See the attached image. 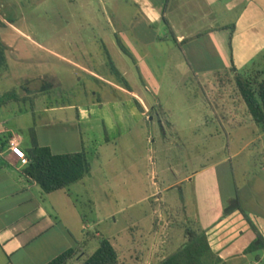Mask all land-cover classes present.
<instances>
[{
    "label": "rangeland",
    "instance_id": "obj_1",
    "mask_svg": "<svg viewBox=\"0 0 264 264\" xmlns=\"http://www.w3.org/2000/svg\"><path fill=\"white\" fill-rule=\"evenodd\" d=\"M143 19L144 12L133 0H0V20L5 24L0 25V35L8 46L9 61L7 70L0 68V93L32 94V99L0 106V121L11 120L27 144H31L28 126H32L41 141L56 150L78 151L71 122L75 111L55 115L45 109L92 105L98 97L107 113L117 114L118 102L136 103L112 74L106 50L120 72L132 69L125 79L150 119L143 116L141 122L139 116H128L112 130L109 125L93 130L83 126L92 171L70 188L80 225L81 218L89 224L86 252L94 253L100 238H108L119 251L118 264H145L160 247L173 250L180 246L187 228L195 226L199 199L215 214L226 198L237 193L246 215L250 210L252 214L261 212L257 200L250 197L248 181L257 196L264 165V132L258 125H239L250 121V113L234 74L195 76L185 72L188 65L209 68L207 60L197 59L193 44L185 46L187 64L174 59L172 40L159 39L143 53L128 41L133 30L140 32ZM135 24L139 25L136 30ZM154 31L161 37L167 34L163 27ZM119 32L131 48L128 56L117 42ZM204 51L212 53V45ZM141 56L146 59L141 61ZM179 62L182 68L177 67ZM82 64L98 76L87 74ZM147 66L154 76H146ZM147 79L150 90L142 93L139 86ZM217 117L223 121L229 117L231 122H223L228 133ZM49 120L53 124L45 126ZM64 143L66 146L61 145ZM102 143L96 159L93 154ZM187 176L190 178L185 180ZM177 183L176 188H167ZM161 195L162 201H156ZM250 222L254 229L256 224ZM258 242L264 248V237Z\"/></svg>",
    "mask_w": 264,
    "mask_h": 264
},
{
    "label": "crops",
    "instance_id": "obj_2",
    "mask_svg": "<svg viewBox=\"0 0 264 264\" xmlns=\"http://www.w3.org/2000/svg\"><path fill=\"white\" fill-rule=\"evenodd\" d=\"M133 2L144 12L145 19L143 25H140V32L133 30L128 41L132 45L135 44L143 53H148L147 47L159 39L172 40L174 47L171 51L174 59L186 63L189 58L185 46L193 44L197 59L209 62V68L192 66L194 68L192 69L189 65L185 66L183 70L194 73L195 76L204 73L205 76L228 74L231 73L232 67H236L245 75L264 72V0H133ZM138 26L135 24L133 28L136 30ZM155 27L165 28L167 34L159 36L154 31ZM119 33L121 34L119 38L117 37L118 44L121 42L128 51H131L126 44L127 41L123 39V33ZM138 33L141 35L139 38L136 37ZM209 44L212 45V53L204 51ZM120 48L123 51L121 46ZM123 52L128 56L125 51ZM145 59V56L140 57L141 61ZM180 65L181 62L177 63V67ZM81 68L93 77L98 76L86 64H82ZM147 69L146 76H154V72L148 66ZM131 70L123 73L121 71L123 77L129 75ZM148 83L147 79L141 81L142 86L138 85L142 93L144 89L147 92L150 90ZM128 84L130 87L131 84L129 82ZM131 90L127 87L126 92L135 99L136 105H133L132 101L118 102L117 114L112 111L107 113L103 99L97 96V101L92 105L80 103L53 106L45 109V113L56 115L58 111H75L70 120L76 128L78 151H81L86 146L83 126L93 130L106 129L109 125L112 130L113 126L117 127L126 121L128 116L136 118L139 116L141 122L143 116L150 119L148 111L139 107L140 98ZM113 108L115 109V106ZM54 118L56 120V116ZM217 118L228 133L223 122H231L229 117L224 118V121ZM238 123L241 128L257 125L251 114L249 122ZM52 124L51 120L44 122L45 126ZM17 127L11 120L0 121L2 134L7 135L8 139L17 136L21 140L22 148L27 152L31 144H27L25 137L19 132L20 128ZM31 127L28 126L29 129ZM37 135L39 138L38 130ZM39 141L42 145L51 146L55 153L73 152L67 148L56 150L50 143L42 142L40 138ZM61 145L66 146V143ZM104 145L105 143H102L97 146L93 154L96 159ZM26 166L13 154L9 145L0 152V264H47L64 251L83 244L88 233L89 224L83 218L80 225V214L70 189L74 184L65 189L46 193L38 182L24 173ZM189 178L190 176H187L185 180ZM248 183L251 185L250 197L256 199L258 206H261L260 214H252L254 211L250 210L251 214L246 215L242 206L244 203L237 193L226 198L215 214L208 206L205 208L200 199L197 200L199 208L197 215L195 214L194 228L207 231L211 248L221 259L216 264H264V248L259 246L261 242L256 244L261 236L264 237L262 206L264 165L257 196L252 193V181ZM176 185L179 183L169 185L167 188H176ZM158 200L162 201V195L158 196L156 201ZM250 221L256 224L254 229L251 228ZM76 231L81 232V235L77 236ZM186 241L185 233V240L180 246L173 250L167 246L160 247L145 264H158L163 257L175 252Z\"/></svg>",
    "mask_w": 264,
    "mask_h": 264
},
{
    "label": "trees",
    "instance_id": "obj_3",
    "mask_svg": "<svg viewBox=\"0 0 264 264\" xmlns=\"http://www.w3.org/2000/svg\"><path fill=\"white\" fill-rule=\"evenodd\" d=\"M13 23V20H8ZM0 25L5 26L2 20ZM123 51L128 53L127 48L119 42ZM8 46L0 35V68L7 70L9 61L7 56ZM108 55L110 67L118 79L129 88V84L123 77L122 73L115 67ZM192 69H194L192 67ZM237 73V74H235ZM238 87V92L246 103L249 113L253 121L264 132V72H258L254 75H245L237 70L236 67L231 68V73ZM45 82V80H42ZM50 86H55L50 82ZM40 92H44L41 89ZM23 99H32L22 97L18 91H10L0 93V106L7 105L12 101H21ZM139 107L143 108L139 103ZM31 145L27 150L29 164L24 169V173L32 180L38 182L46 193L55 192L68 188L73 184L82 181L92 171V160L88 152L83 149L81 151L68 153H55L51 146L42 145L39 141L36 127L30 128ZM8 146V136L0 135V152ZM187 241L175 252L161 259L158 264H216L221 259L212 250L207 231L202 228L188 227L186 230ZM86 240L83 244L64 251L47 264H118L120 254L113 242L101 237L99 248L92 254H88L85 250L88 244ZM256 247L255 245L253 246Z\"/></svg>",
    "mask_w": 264,
    "mask_h": 264
},
{
    "label": "built area",
    "instance_id": "obj_4",
    "mask_svg": "<svg viewBox=\"0 0 264 264\" xmlns=\"http://www.w3.org/2000/svg\"><path fill=\"white\" fill-rule=\"evenodd\" d=\"M2 130L0 128V135ZM8 145L13 154L20 160L23 165L29 164V158L26 151L21 146V140L17 136H12L8 139Z\"/></svg>",
    "mask_w": 264,
    "mask_h": 264
},
{
    "label": "water",
    "instance_id": "obj_5",
    "mask_svg": "<svg viewBox=\"0 0 264 264\" xmlns=\"http://www.w3.org/2000/svg\"><path fill=\"white\" fill-rule=\"evenodd\" d=\"M229 208H231V207H229Z\"/></svg>",
    "mask_w": 264,
    "mask_h": 264
}]
</instances>
